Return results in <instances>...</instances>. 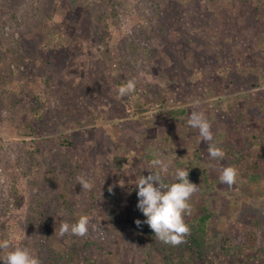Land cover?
<instances>
[{"label":"rangeland","instance_id":"1","mask_svg":"<svg viewBox=\"0 0 264 264\" xmlns=\"http://www.w3.org/2000/svg\"><path fill=\"white\" fill-rule=\"evenodd\" d=\"M252 52L260 53L259 82L241 71L255 64ZM262 79L264 0H0V239L40 264H67L60 253L69 264H163L176 244L156 238L153 248L152 230L135 224L145 219L137 175H148L158 158L149 147L163 143L164 182H175L181 167L198 185L183 219L201 254L186 252L181 264H264ZM129 80L134 91L120 96ZM233 81L231 94L242 96L224 106L221 86ZM246 85L255 97L242 92ZM191 99L198 109L185 107ZM193 110L248 120L238 123L243 137L228 139L217 124L212 140H202L187 122ZM223 142L247 147L258 176L221 182L234 165L224 155L211 159L209 147ZM81 216L85 235L61 234ZM238 240L245 245L236 248Z\"/></svg>","mask_w":264,"mask_h":264},{"label":"clouds","instance_id":"2","mask_svg":"<svg viewBox=\"0 0 264 264\" xmlns=\"http://www.w3.org/2000/svg\"><path fill=\"white\" fill-rule=\"evenodd\" d=\"M134 89L135 82L129 80L118 89V93L120 96H124ZM200 104L199 99H191L185 107L198 109ZM188 124L191 128L198 130L202 140H212L211 124L201 111H191ZM223 155V151L218 147H209L211 159L222 158ZM151 169L146 176L140 173L137 175L135 187L138 200L136 207L145 219L143 221L136 220L135 224L137 226L141 223L147 224L154 236L164 243L179 244L183 235L189 231L183 217L190 212L189 198L197 191L198 185L190 182L188 169L181 167L174 169L175 182L165 183L161 171L166 170L167 166L162 165L158 158L152 159ZM236 176V169L229 166L222 170L219 179L221 182L231 185L235 182ZM76 180L81 187L85 189L90 187L85 176H77ZM88 223V218L81 216L76 223L62 224L60 232L63 235L70 231L74 235L83 236L86 234ZM0 250H8L0 257V264H40L39 259L32 255L27 248L10 247L8 239H0Z\"/></svg>","mask_w":264,"mask_h":264},{"label":"trees","instance_id":"3","mask_svg":"<svg viewBox=\"0 0 264 264\" xmlns=\"http://www.w3.org/2000/svg\"><path fill=\"white\" fill-rule=\"evenodd\" d=\"M215 147H218L221 149L224 153V156L228 158V160L234 165V168L236 169L237 176H244V177H256L258 176V170H259V163L258 160L251 156L249 153V150L247 147L241 144H234L231 142H223L221 144L216 145ZM205 210V209H203ZM210 218L209 213H204L202 216L198 219V222L200 223L199 231L205 232L206 226H207V220ZM253 237H255V234H253ZM147 238L151 241V239L156 240V237L154 236V233L151 231H148ZM158 243L155 241L151 243V246L155 248ZM241 245H245V243H242L240 240L237 241L235 244L236 248H239ZM226 251L225 248H223ZM162 249H160L161 251ZM240 251V250H239ZM186 252H189L190 256L192 258L194 256H199L201 253L199 242L196 238H194L191 235H188L187 233L183 235L182 240L179 244H176L172 250L163 253V264H181L182 258ZM73 255V253H71ZM64 258L65 263L69 264L70 261L65 258V253L58 254L56 257ZM55 264V263H52Z\"/></svg>","mask_w":264,"mask_h":264},{"label":"crops","instance_id":"4","mask_svg":"<svg viewBox=\"0 0 264 264\" xmlns=\"http://www.w3.org/2000/svg\"><path fill=\"white\" fill-rule=\"evenodd\" d=\"M245 7V6H244ZM246 8V7H245ZM244 8V9H245ZM241 9H243V7L241 8ZM252 54H254V56H252V58L253 57H255V56H257L258 54H260L259 52L257 53H253L252 52ZM253 60L255 61V64L253 65V67H251L252 69H241V71H243V72H247L246 73V75H248V76H251V77H254V79H256V81L257 82H259V80L260 79H258V77H257V74L255 73V72H253V68L255 67H258L260 64L259 63H257V61L255 60V58H253L252 59V62H253ZM248 70V71H247ZM255 70H260V69H255ZM262 70V69H261ZM243 81V80H242ZM262 81H264V79H262ZM244 82V81H243ZM240 83H242V82H240ZM240 83H237V84H240ZM238 86H240V85H238ZM214 88H212V91L214 92V93H221V91L219 90V89H217L218 87H216L215 88V86H213ZM222 88H227L226 89V92L228 93V94H226V96H224V98H223V105L224 106H226V105H229V103H231V100H235L236 98H238V95H240V96H242V94H241V91H238V92H233V94H231L232 93V89L231 88H236V84H234V81H233V83L232 84H224V87L223 86H221ZM241 87V86H240ZM242 92H245L246 94L247 93H249L251 96L253 95V97H255L256 96V94H257V92L258 91H254L255 89H253V86H247L246 85V87H242ZM220 91V92H219ZM251 91H253L254 93H252ZM244 94V93H243ZM246 94H244V95H246ZM248 94V95H249ZM113 102L114 101H112V100H108L106 103H108L109 105L107 106V108L110 110V111H112V113H114V111L115 110H119L114 104H113ZM186 104L188 103V101H186L185 102ZM225 103V104H224ZM187 111H186V109H184V113H186ZM247 112H249L250 113V116L252 117V113H253V108H249L248 110H247ZM255 114L256 113H254V116H255ZM212 113L211 112H209L208 114L206 113V115H205V117L209 120V122H210V124H211V126H217V124H220V126L222 125V127H225L226 129H227V132H228V135H227V133H226V138H228V139H232V140H235V141H240V139H239V137L241 138V137H243V135H241V133H242V131H241V128L239 127L240 125H238V123L240 122V123H248V120H244V121H241L239 118L238 119H236V121H227V122H225V120H227L226 118H213L212 117ZM189 117L190 116H188V119H187V122H188V120H189ZM248 117V116H247ZM116 119H120V118H115V120ZM224 121V122H223ZM250 122V121H249ZM156 127H155V131L157 132V135L158 136H162L163 135V133H164V128L159 124V121L158 122H156ZM172 134H174V133H172ZM248 141V140H247ZM246 141V142H247ZM156 142H159V141H156ZM252 142V141H251ZM251 142H248V143H246L248 146H250V147H252L253 146V144L251 143ZM141 145H143V144H141ZM146 146V145H145ZM147 148H148V146H147ZM150 148V150L151 151H153L154 152V156H158V158H161V156H162V154H163V150H164V152L165 151H167V149L165 148V147H163V143H155L154 144V146H151V147H149ZM169 149H171V148H169ZM173 150L171 149V152H172ZM168 152H169V150H168ZM171 152H169V153H171ZM149 154H151V153H149ZM152 155V154H151ZM177 155V154H176Z\"/></svg>","mask_w":264,"mask_h":264},{"label":"built area","instance_id":"5","mask_svg":"<svg viewBox=\"0 0 264 264\" xmlns=\"http://www.w3.org/2000/svg\"><path fill=\"white\" fill-rule=\"evenodd\" d=\"M157 110H158L157 109V105H154V106L151 107V109L149 110V112L155 113Z\"/></svg>","mask_w":264,"mask_h":264}]
</instances>
